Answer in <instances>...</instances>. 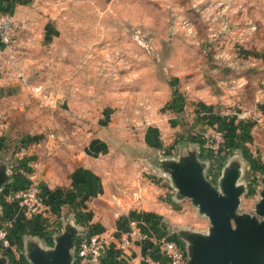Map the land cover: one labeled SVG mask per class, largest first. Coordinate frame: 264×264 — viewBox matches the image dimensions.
Listing matches in <instances>:
<instances>
[{
    "label": "rangeland",
    "instance_id": "1",
    "mask_svg": "<svg viewBox=\"0 0 264 264\" xmlns=\"http://www.w3.org/2000/svg\"><path fill=\"white\" fill-rule=\"evenodd\" d=\"M41 6L43 19L52 23L51 32L10 59L6 71L18 85L0 104L3 119L12 118L14 125V137H8L11 146L0 158L15 166L28 156V174L39 183H56L77 162L75 155L98 135L107 151L94 156L114 171L106 183L107 194L119 205L156 214L185 251L176 230L206 232L209 220L189 198L177 196L157 161L194 148L198 157V145H179L170 155L162 153L174 142L167 131L151 133L155 146L144 144L143 134L156 115L179 111L187 103L181 84L193 70L216 85L213 80L224 79L222 85L234 90L220 108L239 111L264 100V0H43ZM173 92L179 95L180 108L170 106ZM258 128L254 126L255 133L261 132ZM263 130L262 142L257 138L252 146L261 166H243L241 180L247 191L241 196L240 213L253 214L259 200ZM22 139H39L40 145L19 155ZM206 169L205 177L217 184L215 169ZM0 206L6 208L3 202ZM68 220L57 223L58 231L42 234L50 241L47 245L32 233L35 227L14 231L17 256L22 258L26 239L52 246ZM10 223L9 228L16 226Z\"/></svg>",
    "mask_w": 264,
    "mask_h": 264
},
{
    "label": "crops",
    "instance_id": "2",
    "mask_svg": "<svg viewBox=\"0 0 264 264\" xmlns=\"http://www.w3.org/2000/svg\"><path fill=\"white\" fill-rule=\"evenodd\" d=\"M41 2L43 0H0V11H11L17 25V34L11 46H4L0 43V104L4 102L6 95H9L18 85L16 78L11 75L7 76L6 71H8L7 68H10V59L20 57V52L26 47L33 46L35 41H38L39 38L44 39L51 32L52 23L46 19L44 20V16L39 11L42 7ZM173 38H175V35ZM254 62L256 61H251L252 64ZM178 70L176 74L180 76L182 71L181 69ZM191 72L193 73L190 79L187 82L183 81L181 84L184 91L182 93L187 96V103L181 101L184 105L179 111L174 108V110L171 109L169 114L156 115L152 119L154 123H149L150 126H147L144 131V144L147 146L157 144L151 135L154 130L157 132L167 131L168 136L174 140L171 145L162 150V153L172 155L171 151L178 150L179 145L183 149L187 145L190 147V144L196 143L198 145V158L206 160L208 168L215 169L214 174L217 178L224 163L233 156L240 158L243 166H251L252 169L259 168L262 163L259 161V157L255 155L257 150L254 152L252 146L257 142V138L260 141L262 140V128H258L261 132L255 133L252 125H244L243 122L238 121L233 116L221 117L217 110L231 99L229 92L234 90L222 85L225 82L224 79L221 81L213 80V82H217L216 85L211 83L212 81L201 77L203 73H200L199 70ZM9 73L13 74V72ZM256 94L255 90V96ZM179 102L178 95L170 106L174 104L179 108L180 106L176 105ZM1 109L0 106V154L11 146V139L8 138L9 133L10 136L14 137L13 120L10 118L9 123L4 120ZM261 111L264 128V103ZM181 119H184V125H182L183 121ZM187 122L190 124L188 125ZM7 126L9 130L6 128ZM213 126L222 130L224 135V141L217 151H211L209 146V136ZM93 138L89 146L75 155L77 162L66 176L56 183H53L54 181L51 179L40 183L46 206L41 211V217L35 222L36 230L32 233L39 235L40 239H44V244L47 245L50 241L46 240L43 235L46 236L58 231L59 229L56 230L57 223H62L67 218L68 221H72L80 228L83 234H97L104 238L106 246L102 254L101 264H133L134 262L150 264L148 260H156L160 264H167V258L160 251L158 241L160 238L171 234L167 232L165 225L156 214L147 212L144 207L127 204L119 205L118 201L113 198L114 196L107 194L106 183H108L109 176L114 171L112 168L109 169L107 165H103L105 163L103 159L94 156L97 152L105 154L107 149L104 144L99 143L98 135H94ZM20 143L19 147H23L26 154L40 145L39 139L38 141L22 139ZM160 144L158 142V146ZM257 149L261 150V147ZM15 154L16 152H14V156ZM212 155L217 156L213 159ZM29 158L25 156L18 160L17 164L20 163L24 168L30 170ZM11 179L15 187H21L25 184L22 176L14 175ZM240 181H242L241 178ZM245 185L247 187L246 183ZM56 186L64 191L61 192ZM54 188L56 189L54 190ZM115 212L117 215L114 214ZM130 219L143 221L141 228L148 233V238L138 240L133 237L130 244L122 249L119 244L123 234L129 229ZM39 222L40 224H38ZM17 228L16 226L10 228V235L15 245H17V240L14 239L13 233ZM72 253L74 264L77 262L74 249ZM23 256L24 254H22V258H24ZM24 263L27 264L28 262L25 260Z\"/></svg>",
    "mask_w": 264,
    "mask_h": 264
},
{
    "label": "water",
    "instance_id": "3",
    "mask_svg": "<svg viewBox=\"0 0 264 264\" xmlns=\"http://www.w3.org/2000/svg\"><path fill=\"white\" fill-rule=\"evenodd\" d=\"M196 153L194 148L157 161L160 170L169 174L177 196L189 198L198 213L209 220L206 232L176 230L185 241L187 264H264V173L260 175L254 213H240V197L246 192L245 183L240 181L242 160L230 157L214 184L204 174L207 162ZM10 167L8 161L0 158V191L11 181ZM64 225L52 246H42L32 239L24 241L27 264H73L72 250L81 230L72 221ZM0 264H7L5 254L0 253Z\"/></svg>",
    "mask_w": 264,
    "mask_h": 264
},
{
    "label": "built area",
    "instance_id": "4",
    "mask_svg": "<svg viewBox=\"0 0 264 264\" xmlns=\"http://www.w3.org/2000/svg\"><path fill=\"white\" fill-rule=\"evenodd\" d=\"M17 34V25L13 14L9 10L0 11V43L4 46H11ZM264 95V79L261 80ZM38 88H36L37 90ZM264 100L254 104L248 109L239 111L233 110L230 106H224L218 110L221 117H235L244 125H252V127L263 128V119L261 107ZM254 121V122H253ZM224 135L222 130L213 126L210 133L209 146L211 151H217L218 147L223 143ZM25 149L20 147L17 154L23 155ZM20 160V159H19ZM31 170H27L23 165L18 163L8 169L10 176H22L25 184L21 187L5 186L0 194V202H3L5 209L0 212V253L7 256V264H24L26 258L17 256L16 246L10 235V222L17 220L22 222H34L42 215V209L45 205L43 189L39 181L33 173L28 174ZM8 184V183H7ZM6 184V185H7ZM117 215V213H114ZM8 217V218H7ZM143 221L137 219L129 220V229L125 232L120 241V247L126 248L133 237L138 240L148 238V233L143 231L141 224ZM80 229V228H79ZM160 251L166 256L167 264H187L184 248L179 239L169 235L164 236L158 241ZM106 243L104 238L97 234H79L75 240L74 254L77 262L74 264H101L102 254ZM22 256V255H21ZM14 259H18L14 262ZM27 261V260H26ZM150 264H160L156 260H148ZM133 264H138L134 262Z\"/></svg>",
    "mask_w": 264,
    "mask_h": 264
},
{
    "label": "trees",
    "instance_id": "5",
    "mask_svg": "<svg viewBox=\"0 0 264 264\" xmlns=\"http://www.w3.org/2000/svg\"><path fill=\"white\" fill-rule=\"evenodd\" d=\"M173 94H175L174 96H173V98L171 99V104L172 103H174V101L176 100V93L175 92H173ZM180 108V107H179ZM178 110H181V108L180 109H178ZM249 127V126H248ZM14 182L12 181V179H11V181L6 185V186H12V184H13ZM37 220H35L34 222H29V223H24V222H22V221H19V220H17L15 223H16V227H18L17 228V230L18 231H22L25 227H27V228H34L35 226H34V224H35V222H36ZM26 229V228H25ZM175 237V236H174Z\"/></svg>",
    "mask_w": 264,
    "mask_h": 264
}]
</instances>
